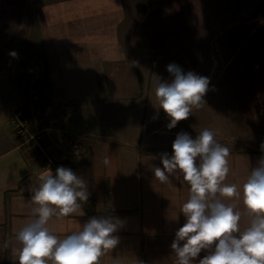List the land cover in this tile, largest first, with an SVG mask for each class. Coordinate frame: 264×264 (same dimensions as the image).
<instances>
[{
	"label": "crops",
	"instance_id": "0c3cea01",
	"mask_svg": "<svg viewBox=\"0 0 264 264\" xmlns=\"http://www.w3.org/2000/svg\"><path fill=\"white\" fill-rule=\"evenodd\" d=\"M142 1L40 0L21 21L24 31L15 33L18 57L0 43V264H19L22 245L16 234L34 219L38 205L31 197L49 168L34 142L13 131L10 116L16 108L27 115L28 131L40 132L46 149L60 154L64 166L88 185L89 200L75 213L50 219L55 235L63 239L93 216L120 217L125 221L116 233L120 242L99 264H175L170 246L185 222L181 208L190 188L178 171L166 182L154 176L155 167H162L160 154L172 151L149 149L154 145L146 127L152 78L143 45L149 9ZM140 4L141 11H133L131 6ZM35 64L42 67L29 72ZM8 99L11 107L5 110ZM70 138L79 140V156L71 154ZM262 155L261 146L229 150V173L222 183L236 185L240 195L217 193L216 198L235 203L244 214L241 230L248 226L243 186Z\"/></svg>",
	"mask_w": 264,
	"mask_h": 264
},
{
	"label": "clouds",
	"instance_id": "9594fccd",
	"mask_svg": "<svg viewBox=\"0 0 264 264\" xmlns=\"http://www.w3.org/2000/svg\"><path fill=\"white\" fill-rule=\"evenodd\" d=\"M13 58L16 51H10ZM166 70L171 80L156 77L155 94L159 109L168 117L166 128L171 130L192 114L193 107L201 108L206 100L210 79L192 71L184 72L174 63ZM155 118V117H154ZM210 129L193 137L181 131L172 142L171 154H160L162 167H155L154 176L166 182L180 172L189 185L190 195L182 205L185 222L176 230L171 243L175 264H264V155L251 170L243 186V203L247 209L248 226L241 230L242 212L236 204L217 199L240 195L236 185L222 182L229 173V150L216 139ZM264 152V143L261 144ZM104 165L110 160L105 157ZM40 184L31 199L38 205L34 219L16 234L22 247L19 264H99L106 251L119 244L117 231L125 221L110 215L93 216L61 239L50 229L49 221L73 214L88 201L90 192L81 175L63 165L51 168L39 177ZM204 253L201 256V253ZM199 258V259H197Z\"/></svg>",
	"mask_w": 264,
	"mask_h": 264
},
{
	"label": "rangeland",
	"instance_id": "374dc122",
	"mask_svg": "<svg viewBox=\"0 0 264 264\" xmlns=\"http://www.w3.org/2000/svg\"><path fill=\"white\" fill-rule=\"evenodd\" d=\"M39 1L0 0V30L7 31L4 36L0 34V43L5 52L13 51L16 31H24L26 27L21 21L29 7ZM146 3L149 15L143 29L148 36L143 45H147V75L152 78L148 85L146 127L150 132L148 139L154 144L149 149L172 151L178 132L195 137L204 129L213 130L215 139L228 150L261 146L264 0H146ZM131 7L133 11L135 8L141 11V4ZM171 63L184 72L194 69L196 74L209 77L210 83L204 96L207 103L201 108L193 107L186 120L168 130V117L162 109L158 110L157 97V102L152 99L156 77L172 79L166 70ZM9 100L3 104L5 110L11 107ZM153 103L158 104L155 110L151 109Z\"/></svg>",
	"mask_w": 264,
	"mask_h": 264
},
{
	"label": "built area",
	"instance_id": "2783aa9c",
	"mask_svg": "<svg viewBox=\"0 0 264 264\" xmlns=\"http://www.w3.org/2000/svg\"><path fill=\"white\" fill-rule=\"evenodd\" d=\"M37 62V61H36ZM42 65L35 64L30 66L29 72L35 73L37 69L41 68ZM10 123L13 131L24 138L25 140H31L34 142L35 147H37L45 160L44 165L55 171L58 166L63 164L62 157L60 154L46 149L44 138L40 132H29L27 129V119L25 118V112L21 108H16L13 110L10 116ZM68 146L70 148L71 154L73 156H79L81 154V146L77 138H70L68 140Z\"/></svg>",
	"mask_w": 264,
	"mask_h": 264
},
{
	"label": "trees",
	"instance_id": "16d2710c",
	"mask_svg": "<svg viewBox=\"0 0 264 264\" xmlns=\"http://www.w3.org/2000/svg\"><path fill=\"white\" fill-rule=\"evenodd\" d=\"M25 118L27 119V115L25 114ZM34 150L37 152V153H40L39 149L37 147L34 146ZM45 160L43 159L42 160V163L44 164Z\"/></svg>",
	"mask_w": 264,
	"mask_h": 264
}]
</instances>
